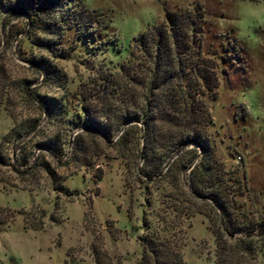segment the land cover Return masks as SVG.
<instances>
[{
  "label": "rangeland",
  "instance_id": "1",
  "mask_svg": "<svg viewBox=\"0 0 264 264\" xmlns=\"http://www.w3.org/2000/svg\"><path fill=\"white\" fill-rule=\"evenodd\" d=\"M11 2L0 0V264H138L144 234L175 246L182 264H213L216 222L191 179L218 194L235 224L264 218V0H76L53 50L35 44L44 35L11 14ZM195 8L216 76L213 95L202 97L211 154L199 178L190 145L156 147L151 167L134 133L121 146L132 123L124 109L138 97L103 92L106 78L126 85L118 67L133 36L164 10ZM39 58L55 77H42ZM47 98L57 107L45 109ZM104 117L116 125L108 138L82 129ZM255 264H264V243Z\"/></svg>",
  "mask_w": 264,
  "mask_h": 264
},
{
  "label": "trees",
  "instance_id": "2",
  "mask_svg": "<svg viewBox=\"0 0 264 264\" xmlns=\"http://www.w3.org/2000/svg\"><path fill=\"white\" fill-rule=\"evenodd\" d=\"M11 1L9 12L22 16L29 29L44 35V38L37 37L35 44L53 50L54 41L60 38L76 0ZM202 21V15L196 8L191 11L164 10L159 24L132 37L129 58L118 67V75L126 85L121 86L115 79L106 78L103 90L110 97H119L127 92L133 102L138 97L135 108L124 109V118L132 123L117 138L121 146L128 142V133H134L141 141L139 156L151 167L156 147L169 151L190 145L191 148L185 152L190 153L189 160L198 157L193 166L199 170L198 178L207 173L206 163L211 154L205 137V127L210 120L202 97L204 94L212 96V89L216 87L214 66L210 61L207 65L200 50ZM6 23L5 16L0 18V25ZM33 63L41 67L43 78L55 77L56 73L47 60L39 58ZM135 88H140V92ZM44 102L45 109L57 107L52 99H44ZM115 126L104 117L86 120L82 129L87 134L98 133L108 138ZM76 138L78 135L70 150L73 161L81 152ZM24 161L21 158L20 163ZM187 162H181L182 167ZM154 168L152 173H155ZM138 171L146 175L143 167ZM189 190L191 194L207 199L210 204L203 205L214 215L216 225L211 227L215 240L212 263L255 264L256 253L264 243V218L251 228L235 224L230 220L225 205L220 204L217 193L203 190L192 179ZM138 241L141 249L138 264H182L175 246L145 234Z\"/></svg>",
  "mask_w": 264,
  "mask_h": 264
}]
</instances>
